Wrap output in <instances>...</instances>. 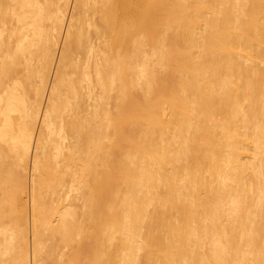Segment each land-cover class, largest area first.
<instances>
[{
  "label": "rangeland",
  "instance_id": "374dc122",
  "mask_svg": "<svg viewBox=\"0 0 264 264\" xmlns=\"http://www.w3.org/2000/svg\"><path fill=\"white\" fill-rule=\"evenodd\" d=\"M20 1L11 0L8 24L13 33L26 25L41 110L57 87L62 123L93 137L88 208L78 184L66 202L81 226L62 252L74 264H264V0L258 44L252 0H170L155 34L137 27L149 10L135 16L126 2L117 29H136L123 42L99 20L101 0Z\"/></svg>",
  "mask_w": 264,
  "mask_h": 264
},
{
  "label": "bare ground",
  "instance_id": "6f19581e",
  "mask_svg": "<svg viewBox=\"0 0 264 264\" xmlns=\"http://www.w3.org/2000/svg\"><path fill=\"white\" fill-rule=\"evenodd\" d=\"M21 1L23 2V0ZM119 1L121 0H101L102 5H100V11H102L103 15L99 20H102L103 22H100L106 25V28H104L107 31L109 30L110 32H113V30L115 31L117 29L116 22L118 20V14L120 10L124 11L126 9L124 6L126 2L135 4L137 8L135 16L140 12L138 6H142L146 14L147 10H149L150 17H147L145 19L143 18V14L140 13L142 15V18L137 25V27L141 26L142 28V26H144L145 28H147V34L149 29L150 32L152 29V33L155 34V32L157 31L156 29L159 28L158 25V28L156 27V24L167 22L170 16V0H122V5L119 4ZM257 1L258 0H252L253 17L250 21L251 24H253L252 42L254 44H258L256 40L257 37H255L258 31V29L256 30L257 24L259 23L257 17L255 16V14L258 13L256 9ZM25 3L28 4V2ZM25 3H23V5ZM11 4V0H0V264H65L63 263V257L66 255L69 259L66 263L74 264L73 254H71V252L64 254V252H67V250L62 252V248H74V246H71L75 238L73 236V234H75L74 229L77 226L79 227V225L81 226V224L78 225L77 223H75V221L78 219H76L75 217L79 213L76 212V214L74 212H71L72 210L69 211L70 209L69 207H67L68 204L66 200L67 197L71 196L70 193L72 191L74 192V189H80L78 184H82V188L84 187L82 198L83 200L85 199V207L88 208L86 201H88L90 197L88 199V197H85V194L88 196L87 193L89 192L85 193L84 189L89 186V176H93V173H91L90 175V171L92 170L91 165L92 162H94L92 156L93 137L90 133L91 131L89 130V128L87 130L82 129V124H76L73 123V121L62 123L64 121L62 118H64L65 116H59V109H63V107L61 104L60 108L58 109L57 103L59 101L57 100V96H59V94L61 93L59 92L60 90L58 91L57 87L52 91L50 90L51 95L49 94L48 97L49 102L47 105L45 104L46 107L41 110L43 100L42 97L44 96V92L42 93V90L44 89L40 87V84L39 86L35 87L33 91L32 88H30L31 85L33 86L34 82H38L36 80V77L32 76L28 71L27 53L29 45L31 46V43H29V41V45L27 43L28 32L25 31V24H20L17 32L13 33L14 31H11L13 34L10 32V29L12 28L10 27L11 24H8V17ZM23 5L21 4L22 7ZM49 7L50 6H48V8ZM32 10H34V8L31 9V11ZM36 10L37 9H35L34 11ZM131 24L134 23H131V21L127 22L128 26L124 25L125 27L123 26L122 28L117 29V36H114L116 38H113V41L123 42L127 33L132 34L133 30L136 29V27H131ZM14 26L16 27V25ZM80 29L81 28H79V30ZM152 33H149V38L154 37V34ZM13 35H16V38H14ZM42 36L43 35H41V37ZM70 36L72 38H81H79L77 34L76 36ZM76 41L81 40L76 39ZM76 41L74 40L73 43H71V41L67 42L68 44H76ZM253 43L251 44L253 45ZM77 45H79V43ZM219 46H222V44L219 43ZM78 47L80 46H76L74 48ZM105 74H108V72H106ZM106 76H104L103 74V77ZM40 77L41 81H45L43 75L40 74ZM103 77H101V80H103ZM106 80L107 79L105 78V81ZM113 80L115 81V78L112 79V81ZM116 82L117 80L115 81V83ZM106 84L108 85V83ZM250 88L252 89V87ZM105 89L107 90V88ZM241 90H243V88H241ZM57 91L58 93H56ZM32 94H34L33 97L31 96ZM202 97V102L204 103L212 98V96ZM62 103L64 102L62 101ZM130 103L128 102V104ZM171 107L173 108V106ZM62 132L71 135L70 137L72 138V141L67 146H64L63 143H61L59 140V137H64L62 135ZM119 133L121 134V132ZM102 141L100 140L98 143H101ZM100 145H102V143ZM66 147L68 148V152H64L63 150ZM194 148H196L195 143ZM67 167H69L70 170L66 169ZM66 176L70 177L69 184L65 183ZM66 207L68 209H66ZM89 208L92 207L89 206ZM89 213L93 212L89 211ZM83 214H85L83 215L85 217L86 212ZM86 218H89V216ZM91 218L92 217H90V219ZM85 220L84 222L87 221Z\"/></svg>",
  "mask_w": 264,
  "mask_h": 264
}]
</instances>
